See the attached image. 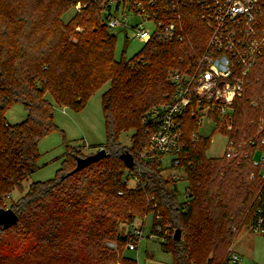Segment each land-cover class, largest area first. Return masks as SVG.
I'll return each mask as SVG.
<instances>
[{"label":"trees","instance_id":"16d2710c","mask_svg":"<svg viewBox=\"0 0 264 264\" xmlns=\"http://www.w3.org/2000/svg\"><path fill=\"white\" fill-rule=\"evenodd\" d=\"M118 1L0 0V209H6V198L15 189H22L24 181L37 171L41 156L38 145L57 129L55 108L46 95L56 105L80 112L97 90L110 84L102 97L106 142L99 147L106 150L107 156L71 174L77 159L83 156L72 152L75 149L70 150L53 179L33 183L11 204L19 222L8 230L0 227V233L23 227L27 233L36 234L37 242L18 254L0 253V264L116 262L115 255L104 250V241L109 237L108 228L116 224L113 218L123 222L118 217L123 208V198L118 192L123 187L127 189L123 178L126 166L121 160L127 151L135 160L130 171L139 174L145 186L140 183L136 190L127 193L126 205H138L146 198L149 208L146 216L152 210L161 216L162 220L154 218L152 234L162 240V251L172 256L173 264H198L201 260L195 257L196 249L209 246L210 235H226L215 217L217 212L223 211L222 217H230L231 223L239 224L245 216L247 223L254 219L248 212L255 207L261 182L250 180L254 171L252 156L246 158L241 152L232 159L226 156L217 161L209 159L206 152L211 138L190 142L195 130L193 121L189 120L184 129L179 169L188 182L187 202H179L177 184L162 176L164 168L160 163L139 161L140 153L148 148L157 131L156 125L144 122L146 114L169 102L175 92V86L167 78L169 71H185L195 65L209 30L198 12L187 10L182 18L185 35L190 32L192 43L202 42L195 54L191 45L185 44L188 36L183 42H164L155 37L134 60L127 62L123 57L116 60L117 37L109 33L103 17L112 8L110 3L119 4ZM155 1L159 6L173 2ZM132 2L128 0L130 6ZM77 4L84 8L66 23L64 15ZM190 19L199 24V29L186 32ZM183 45L185 48L181 50ZM17 104L24 107L27 118L10 125L5 114ZM263 116L264 54L251 72L244 95L234 103L233 131H222L237 142L260 139L259 120ZM128 131L134 132L130 150L120 142V136ZM94 165H100V169L88 174ZM149 196H154L156 207L148 201ZM157 226L162 227L161 233H157ZM170 228L181 230L180 240H174L171 232L166 233ZM233 236L228 231V238ZM131 238L129 234L116 236L122 248L118 260L136 264L123 255L126 249L123 250V245L127 247ZM228 254L229 249L223 264L227 263Z\"/></svg>","mask_w":264,"mask_h":264},{"label":"built area","instance_id":"2783aa9c","mask_svg":"<svg viewBox=\"0 0 264 264\" xmlns=\"http://www.w3.org/2000/svg\"><path fill=\"white\" fill-rule=\"evenodd\" d=\"M126 1L123 0V13L127 9ZM132 1L129 10L142 20L135 27L134 37L142 42L148 43L155 37L164 42H183L186 35L182 18L187 10L198 12V17L209 30L207 42L195 65L185 71L173 70L170 74L169 82L175 86V92L169 102L150 109L146 114L144 122L156 125L157 131L148 148L140 153L139 161H157L164 170L180 171L184 129L189 120L195 124L190 142L196 143L201 138H211L212 142L214 133L221 134L226 138L224 156L228 159L236 158L241 152L246 158L252 156L254 171L250 173V180L259 179L261 186L255 207L248 212L254 219L246 227L264 235V116L259 120L260 139L237 142L219 132L233 131L234 103L244 95L251 72L264 54V0H173L164 6H159L155 0ZM105 16L109 28L121 25L127 28V19L118 18L113 6L106 10ZM252 105L256 106V102ZM205 123L207 130L204 134ZM131 175L132 181L141 183L139 174L131 171ZM125 182L128 183V179ZM148 201L154 203L153 208L157 206L154 196H149ZM150 214L162 220L154 210ZM156 231L161 233L162 227L157 226ZM142 237L143 230H136L127 249L136 250ZM155 237L160 239L158 235ZM240 261V254L230 248L226 264H240Z\"/></svg>","mask_w":264,"mask_h":264},{"label":"rangeland","instance_id":"374dc122","mask_svg":"<svg viewBox=\"0 0 264 264\" xmlns=\"http://www.w3.org/2000/svg\"><path fill=\"white\" fill-rule=\"evenodd\" d=\"M118 2L119 4L113 3V11L118 18L122 20L127 19V28H123L122 25L116 28H109L106 23V16H104L103 19L108 27L109 33L117 37L115 53L116 60H121L123 57L125 61L130 62L144 50L147 43L142 42L134 37V34L136 33V25L142 23L140 17L132 14V11L129 10L130 5L127 1V9L123 13L122 0H119ZM80 8H84V5L78 6L77 4L73 9L64 15L63 20L67 23L75 14L80 13ZM198 25V23L190 19L187 24L186 32L199 29ZM145 26H147V24ZM196 31L197 30H195V32ZM187 36L188 39L185 41V44H190L192 49H194L195 54V50L199 51L202 47V42L196 41L195 43H192L190 32ZM183 48H185V45L180 47L181 50ZM130 65L133 66L134 64ZM172 71L173 69L169 71L167 76L168 80H170V74ZM109 85L110 84L107 83L102 88L97 90L89 99L85 109L80 112H75L69 107L56 105L51 96L48 94L46 95V100L51 102L55 108L54 124L57 129L40 141L38 150L41 156L38 161L37 171H35L26 181H24L22 184V189H15L10 194V196L6 198L4 201V208H10L11 204L18 201L24 195V193L28 191L30 185L33 183L46 182L53 179L57 172L62 168L63 162L70 150L75 149L72 152L80 154V156H83V158L99 152V147L104 145L106 142L101 95L108 89ZM5 118L7 123L10 125L20 124L26 120L27 113L21 104H17L6 112ZM206 130L207 128L205 123L202 128V132L205 134ZM219 132L224 133L222 130ZM133 133V131H128L120 136V142L122 145L127 147V150H130L129 147L133 146V142L131 141ZM225 143L226 138L224 136L219 133H214L212 135V142L208 151V155L206 152L207 157L215 161L222 159L224 157ZM145 150L146 148L143 151ZM98 168L100 169V165H94L87 173H92ZM162 176L171 182V184H177L179 202H187L188 197L186 195V188L188 187V182L184 179V173L165 169L162 171ZM123 178L128 179V183L125 182L127 189L123 187L118 192V195L122 196L123 198L122 212L118 217L123 218V222H118V218H113V220L116 221V224L108 228L109 237L104 241V250L113 253L117 258L116 262H110L109 264H127L125 261L118 260L122 248L120 247L121 244L116 240V236H127L128 234L132 236L136 230H143V237L140 239L143 242V240L146 239L147 234L151 233L154 224V218L152 214H149L146 217V214L149 210L146 198L140 200L138 205H126L128 200L127 193L131 192L132 190H136L139 184L132 181L133 177L131 175V171L126 167H123ZM171 188H173V186H171ZM144 207H146V209L144 212H142ZM140 214H145V216L142 218V215ZM223 214V211H219L215 217H218V223L222 230H226V235H220L219 237L215 234L210 235L208 238L210 245L204 250H202L200 247L196 249L194 253L195 257H199L201 260L197 261L199 262L198 264H223L225 255L228 249L230 250V248H234L236 251L240 250V264H264V235L253 230L251 231L246 227V216L241 223L237 224L233 222L231 223L232 219L230 217H222ZM165 227H168V225H165ZM235 228L237 231H234ZM228 231L229 233L232 232L234 234V236L230 239L228 238ZM170 232L174 236L176 229L170 228L169 230H166V233ZM36 242L37 237L35 233L29 234L25 229H23V227H20L17 230L11 229L4 234L0 233V253L7 254L12 252L14 254H18L31 249L36 245ZM138 249L140 255H145L143 244L135 251L127 249V247L123 245L124 258L130 261L136 260ZM158 255L159 256H157L154 261L158 260L167 264H172L171 255L166 253ZM144 260L145 258L142 259L141 264H143Z\"/></svg>","mask_w":264,"mask_h":264},{"label":"water","instance_id":"95a60500","mask_svg":"<svg viewBox=\"0 0 264 264\" xmlns=\"http://www.w3.org/2000/svg\"><path fill=\"white\" fill-rule=\"evenodd\" d=\"M107 156L106 150L102 149L96 154H92L87 156L86 158H78L77 159V167L71 173L79 172L97 162ZM121 160L125 164L126 168L131 169L135 164V160L133 155L127 151L121 155ZM19 222V217L17 214L10 208L8 209H0V227H3L5 230L10 229L11 227L17 225ZM182 237L181 230H176L174 234V240L178 241Z\"/></svg>","mask_w":264,"mask_h":264},{"label":"crops","instance_id":"0c3cea01","mask_svg":"<svg viewBox=\"0 0 264 264\" xmlns=\"http://www.w3.org/2000/svg\"><path fill=\"white\" fill-rule=\"evenodd\" d=\"M109 87H110V85H109ZM109 87H108V89H109ZM105 92L102 93L101 98L103 97V94ZM88 148H90V147H88ZM208 151H207V155H208ZM142 228H143V226H142ZM142 244L144 245L145 255H143V256L140 255L139 249H138L137 250V258H136V260H133L136 264H141L142 259H144V258H145V260L143 261V264H167V263H164L163 261H158V260L154 261L155 258L157 256H159L158 254H165V253L162 251L161 240H159L157 237H155V235L152 234V231L150 234H147L146 239L143 240V242L140 240V242L138 244L139 247H141ZM132 251H135V250H132ZM237 252L240 253V250H238Z\"/></svg>","mask_w":264,"mask_h":264}]
</instances>
